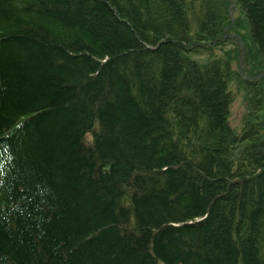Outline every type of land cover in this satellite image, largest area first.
Instances as JSON below:
<instances>
[{
  "label": "trees",
  "instance_id": "1",
  "mask_svg": "<svg viewBox=\"0 0 264 264\" xmlns=\"http://www.w3.org/2000/svg\"><path fill=\"white\" fill-rule=\"evenodd\" d=\"M262 74L264 0H0V264H264Z\"/></svg>",
  "mask_w": 264,
  "mask_h": 264
},
{
  "label": "rangeland",
  "instance_id": "2",
  "mask_svg": "<svg viewBox=\"0 0 264 264\" xmlns=\"http://www.w3.org/2000/svg\"><path fill=\"white\" fill-rule=\"evenodd\" d=\"M231 9V8H230ZM233 19L234 20H239L242 19L243 20V14L241 13L240 9L236 7H233ZM236 34L234 33L233 37H230L232 39L237 38V36H235ZM235 36V37H234ZM242 46H241V44ZM240 44V49L244 50V45L242 43V41H237L234 40L230 43H227L226 46L224 47L225 51H229V50H237L238 49V45ZM240 50V52H241ZM246 51V49H245ZM223 56V55H221ZM207 58V57H206ZM235 70L236 71H241L243 68V60L242 62L237 61L234 65ZM248 75L245 74L244 77H247ZM264 75L262 74V77ZM260 78V77H258ZM231 92L234 96V101L231 105V112H230V118H229V123L230 126L237 132V133H241V125H242V119L245 113H247L248 108H247V100H246V96H245V92H243V88L241 87V85L235 80L234 83L231 85ZM91 139L90 136H87V140L89 141ZM159 264H163V263H159Z\"/></svg>",
  "mask_w": 264,
  "mask_h": 264
}]
</instances>
